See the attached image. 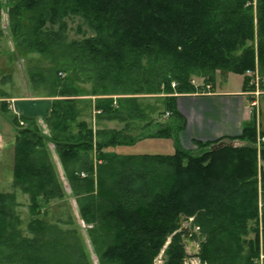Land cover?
Listing matches in <instances>:
<instances>
[{
    "label": "trees",
    "instance_id": "trees-1",
    "mask_svg": "<svg viewBox=\"0 0 264 264\" xmlns=\"http://www.w3.org/2000/svg\"><path fill=\"white\" fill-rule=\"evenodd\" d=\"M11 2L7 10L11 37L34 40L35 50L47 53L65 43L68 22L79 19L92 35L68 48L77 54L72 59L81 58L90 67L99 87L110 84L129 95H139L143 89L147 94L167 95L161 115L167 112L170 122L160 124L146 138H174V132L184 125L173 94L202 93L205 86L212 88L217 72L242 76L245 92L255 90L249 86L247 71L257 66L264 78V0ZM2 6L0 3V11ZM24 12L30 14L32 26L28 33L20 34ZM193 77H200L204 87H194ZM56 87L59 91L50 96L54 98L51 109L42 119L49 135L34 120L20 118L26 127L19 126V118L12 120L16 132L12 191L0 194V246L13 251L6 259L19 256L26 264H89L82 251L70 255L64 253L69 248L58 243L53 244L54 251L64 249L62 257L59 255L63 260L52 261L46 255L45 246L51 243L45 244L47 227L40 217L51 201L64 197L47 148L51 143L71 191L80 197L82 221L92 226L91 237L94 230L101 233L94 241L101 246V264H154L168 238L164 264H182L181 217L183 221L194 217L205 237L197 255L202 263L259 264L256 219L258 183L264 197V172L258 175L257 151L264 160V145L257 148L256 141L264 134L258 133L254 116L244 124L240 136L195 143V152L176 148L167 156H120L105 150L133 145L145 137L128 140L121 132L103 130L94 134L83 122L77 123L79 132L72 134L70 125L78 117L74 98L81 95L72 84ZM259 87L264 92V82ZM94 110L108 119L118 118L110 97L96 101ZM80 157L85 161L83 170H70L68 161L80 162ZM95 161L100 164L96 170ZM103 169L108 174L107 188L100 178ZM16 189L27 195L34 218L28 225L34 236L31 239H21L15 231ZM247 229L254 238L246 245L242 237ZM261 240L264 242V220Z\"/></svg>",
    "mask_w": 264,
    "mask_h": 264
},
{
    "label": "rangeland",
    "instance_id": "rangeland-1",
    "mask_svg": "<svg viewBox=\"0 0 264 264\" xmlns=\"http://www.w3.org/2000/svg\"><path fill=\"white\" fill-rule=\"evenodd\" d=\"M0 3L3 4L2 8L4 7L0 11V88L3 91L12 92V94L16 96L29 93L35 97L42 96L43 99L51 98V95L58 93L59 88L56 87V85H60V83H66L67 85L72 84L74 89H77L81 96H92L94 98L93 100H90V102L77 101L76 112L78 113V117L76 122L70 125L71 127L69 130L72 134L76 135L79 132L77 123L83 122L92 129L94 134L103 130L108 132H121V137L125 136L128 140H131L138 135L145 137L133 145L114 147L115 149H113V153L116 155L167 156L174 153V148L170 140L146 138L154 135V132L157 130L154 123H165L166 118L170 119L167 112L161 115V113L165 110L164 101L167 95L163 93L147 94L144 89L139 95H129L130 93L128 92L121 94L120 91H117L118 87H112L110 84H107V86H103L102 84V86L99 87V79L90 73V67L86 65L81 58L72 59L76 52L70 51L68 48L69 45L72 42L83 40V37L92 35V33L88 31L87 27L82 24L81 20L73 19L69 21V30L67 31L65 43L51 48L50 51L47 50V53L42 54V51L37 52L35 50L36 45L34 40L31 41L29 38L25 37H11L12 35L8 25L7 10L12 7V2L11 0H0ZM29 19L30 14L24 12L21 20L22 27L20 34L28 33L30 27L32 26V22H30ZM79 27H81L80 31L84 32L85 36H83V33L79 32ZM255 69H257V66ZM258 74L260 76V80L258 82L257 93L262 94L264 92L259 86L264 82V78L260 75L259 71ZM192 79L196 85L202 83L200 77H193ZM215 80L216 83H223V81L227 80L226 85L224 84V86H226L225 88L232 90L233 86H241L243 77L233 75L231 73L217 72L215 74ZM175 87L176 85L172 83L171 90L173 92H175ZM122 88L125 87L120 86V89ZM161 89L163 90V88ZM173 96H175V94H173ZM104 97L112 98L113 108L117 112L119 111L116 113L118 118L115 117L112 119L110 116V119H108L106 116H101L102 114H99V112L96 111L98 115H95L92 119L90 115L94 109L95 102ZM257 100L259 106L257 120L261 124V130L264 132V95L259 96ZM253 116L256 119V115L254 114ZM18 123L20 127H26L28 125L22 119H19ZM37 126L41 130L45 129L43 120L42 124L37 123ZM43 134L47 135L48 132L44 130ZM224 143L229 144L228 141ZM47 148L50 153V158L56 167L58 180L64 192V197L62 199L51 201L45 213L40 217L42 222L45 223V226L47 227L44 240L45 244L51 243V245L45 246V250L48 251L46 255L52 261H54L53 259L59 261L63 260L59 258V255L62 257L66 251L68 254L74 256L79 255V251H82L89 264H101L99 259V255L102 251L100 249L101 246L100 243H97V245L94 243L95 239H97L101 233L94 230V236L91 237L89 229H91L92 226H88L85 222H83L79 214L80 205L78 199H80V197L78 198V196L73 194L71 191L70 184L66 179L65 170L56 155L53 144L48 143ZM195 151H197V149L190 152ZM257 153V171L259 175L261 172H264V160L259 158V150ZM94 154L95 153H93V157ZM82 158L80 157V162L76 161V163H70V161H68V168L70 170L80 171L85 164V161L82 160ZM98 165L100 164H97L95 161V170ZM107 175L106 170H101L100 178L102 179L104 188H107L109 185ZM258 184L261 185L260 183ZM15 193L16 205L14 208L18 219V222L15 223V231L21 239H31L34 236L30 233L28 225L34 218L29 210L27 195L23 194L18 189L15 190ZM194 220V217L188 218L186 221H182L181 225L183 227L182 231H187L186 235L191 241L190 245L196 246V251L199 253L201 244L205 241V237ZM247 227L250 229V224ZM178 232L180 231H176V233ZM16 238L18 239V237ZM253 238V234L248 232L247 229L246 235L242 237V241H244L247 245L249 241L253 240ZM170 240L171 238L167 239L164 247L154 260V264H164L166 261L165 252ZM54 243H58L62 246L66 245V247L69 248V251L60 249L59 253H57L54 251ZM5 249V247L0 246V264H26L20 260L19 256L6 259L7 254L9 256L13 251L10 249L6 251ZM39 264H42V262ZM182 264L205 263H202L198 256H193L189 246H185V257Z\"/></svg>",
    "mask_w": 264,
    "mask_h": 264
},
{
    "label": "crops",
    "instance_id": "crops-1",
    "mask_svg": "<svg viewBox=\"0 0 264 264\" xmlns=\"http://www.w3.org/2000/svg\"><path fill=\"white\" fill-rule=\"evenodd\" d=\"M226 81L216 83L215 80L211 91L207 93L175 95V108L184 120V125L176 130L174 138L168 139L172 142L174 152L176 148L190 152L197 149L195 143L238 137L244 124L249 122L254 114L257 131L264 134L257 120L259 107L257 98L264 93L251 97L243 90V81L240 87L232 85V90L225 88ZM74 99L90 102L94 98L79 96ZM53 100L42 99V96L35 97L29 93L16 96L0 88V194L12 191L16 135L13 118H27L42 124V119L49 113ZM95 115L98 114L93 109L90 116L93 119ZM169 122L170 119L166 118L165 123L156 122L154 126L158 128L160 124L165 125ZM113 149L115 148H108L105 151L115 154Z\"/></svg>",
    "mask_w": 264,
    "mask_h": 264
},
{
    "label": "built area",
    "instance_id": "built-area-1",
    "mask_svg": "<svg viewBox=\"0 0 264 264\" xmlns=\"http://www.w3.org/2000/svg\"><path fill=\"white\" fill-rule=\"evenodd\" d=\"M246 75L251 78V82L249 83V86H253L255 89L254 91L246 92V94L251 96V97H255L258 94L257 93V85H258V82L260 80V76L258 74V71H257V69H255L254 71H247ZM206 87H207V90L210 88L209 86H206ZM262 144H264V138L259 139V141L257 142V148H260V146ZM81 175L84 176L83 174H81ZM259 201H261V197H259ZM258 214H259V217L256 219L257 229H259V227L262 226V220L264 218L263 213H261L259 211ZM258 260H260V261L264 260V244H262L259 247V258H258Z\"/></svg>",
    "mask_w": 264,
    "mask_h": 264
},
{
    "label": "bare ground",
    "instance_id": "bare-ground-1",
    "mask_svg": "<svg viewBox=\"0 0 264 264\" xmlns=\"http://www.w3.org/2000/svg\"><path fill=\"white\" fill-rule=\"evenodd\" d=\"M250 82H251V80H250ZM249 82V83H250ZM192 84L194 85V87H204L203 86V84L202 83H200V84H194V82L192 81ZM210 87V86H209ZM257 87H258V85H257ZM211 91V87L207 90V87L205 86V90L204 91H202V93H207V92H210ZM258 92V91H257ZM258 95V94H257ZM255 97H257V96H255ZM251 104V103H250ZM261 138H264V137H262V136H257V141L256 142H258L259 141V139H261ZM262 145H264V144H262ZM259 197H261V201H259ZM261 212V213H263L264 214V197L262 196V194H261V190H260V185H259V187H258V212ZM258 217H259V214H258ZM263 220H264V218H263ZM263 220H262V223H263ZM258 231H259V234H260V246L262 245V244H264V242H262V240H261V232H262V226H260L259 227V229H258ZM262 262H263V260L262 261H260V260H258V263L259 264H262Z\"/></svg>",
    "mask_w": 264,
    "mask_h": 264
},
{
    "label": "water",
    "instance_id": "water-1",
    "mask_svg": "<svg viewBox=\"0 0 264 264\" xmlns=\"http://www.w3.org/2000/svg\"><path fill=\"white\" fill-rule=\"evenodd\" d=\"M233 146H238V144L237 143H233ZM182 221H183V217H181L180 218V220H179V226H180V230H183V227H182ZM187 234V231H184V244H185V246H189L190 247V251H191V253L193 254V256H197L198 255V252L196 251V246H191L190 244H191V241H190V239L188 238V236L186 235Z\"/></svg>",
    "mask_w": 264,
    "mask_h": 264
}]
</instances>
